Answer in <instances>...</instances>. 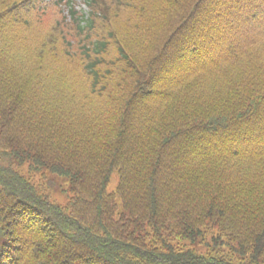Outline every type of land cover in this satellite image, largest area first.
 <instances>
[{"label":"trees","instance_id":"trees-1","mask_svg":"<svg viewBox=\"0 0 264 264\" xmlns=\"http://www.w3.org/2000/svg\"><path fill=\"white\" fill-rule=\"evenodd\" d=\"M94 1L0 0V264H264V0Z\"/></svg>","mask_w":264,"mask_h":264},{"label":"rangeland","instance_id":"rangeland-1","mask_svg":"<svg viewBox=\"0 0 264 264\" xmlns=\"http://www.w3.org/2000/svg\"><path fill=\"white\" fill-rule=\"evenodd\" d=\"M78 3V7L82 9H86V7L84 8L83 4V0H77ZM124 42V40H123ZM125 43V42H124ZM119 70L114 71L115 77H118L119 75ZM206 98V97H204ZM207 99V98H206ZM199 108L204 109L203 107L199 106ZM204 111V110H202ZM18 168L20 169V171L24 174V175H32V177L34 178V180L37 182L40 178H42L43 182L46 184H50V181L53 182V185L50 187L49 189V194L51 196V199L56 201L58 204L60 205H66L69 200L72 197V192H71V184H70V180L68 178L65 177H60L54 174H51L50 172H47L43 169L40 170H35L33 172H31L30 168H29V162L23 163L22 165H18ZM43 175H45L46 179H43ZM119 185V177L117 175V173H113L111 176V181L108 187V190L110 193H114L117 191ZM117 202L119 204V208H118V212L119 214L124 212L123 206H122V202L120 200V198H117ZM195 248H199V243H193ZM201 246V245H200Z\"/></svg>","mask_w":264,"mask_h":264}]
</instances>
